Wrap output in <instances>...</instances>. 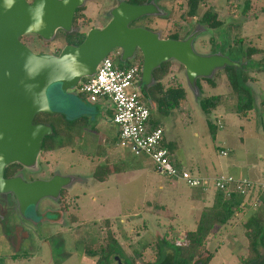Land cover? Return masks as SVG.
Wrapping results in <instances>:
<instances>
[{
  "label": "rangeland",
  "instance_id": "obj_1",
  "mask_svg": "<svg viewBox=\"0 0 264 264\" xmlns=\"http://www.w3.org/2000/svg\"><path fill=\"white\" fill-rule=\"evenodd\" d=\"M185 1H156L157 7L165 13L171 10L174 17L169 23L158 21L161 38L167 39L175 30V20L185 10ZM226 1L205 0V6L199 9L195 19L211 6L219 13L223 27L203 31L195 41L194 50L198 54L214 53V50L244 64L252 79L248 85L255 96V109L247 116L237 114L234 99H229L231 91L223 70L215 74V88L207 87L201 80L202 91L196 94L186 84L184 69L175 62L170 64L176 67V74L169 78L176 75L182 81L185 103L168 115L159 114L148 100L145 103L151 109L152 119L163 129L165 142L177 144L172 162L179 163V168L194 176H205L227 175L234 170L246 172L257 165L256 172L262 177L264 72L258 68L264 65V0H250L253 10L236 18L230 14L233 8ZM232 4L241 11L243 0H233ZM115 6L116 0H87L75 31L86 34L92 28L104 27ZM183 26L184 33L190 29L188 21ZM63 36L58 31L50 42L35 38L27 46L35 53L57 55L66 44ZM248 48L258 49L261 54L245 60L244 52ZM79 89L78 86L65 93L60 83L47 88L52 112L48 124L53 125L58 118L74 124L65 130L62 126L63 132L56 138L60 148L41 155L36 171H26L37 180L58 174L73 181L62 189V196L56 201L44 198L37 205L27 207L24 214L13 210L11 205L5 206L9 210L0 212V264H96L98 258L90 256L88 251H100L108 229L125 257L132 259L135 252H141L136 264L153 262L156 246L163 237L174 242L196 228L198 213L191 212L189 196L199 191L158 174L148 158L135 157L121 149L118 128L112 122L111 102L103 99L87 102ZM211 96H221V102L216 109L205 113L200 101ZM207 122L215 127V135ZM221 151L227 156H222ZM248 214L251 212L243 210L228 225L217 226L207 244V251L214 254L208 264H240L239 257L246 251L242 222ZM44 220L54 221L56 225Z\"/></svg>",
  "mask_w": 264,
  "mask_h": 264
},
{
  "label": "water",
  "instance_id": "obj_2",
  "mask_svg": "<svg viewBox=\"0 0 264 264\" xmlns=\"http://www.w3.org/2000/svg\"><path fill=\"white\" fill-rule=\"evenodd\" d=\"M87 0H0V194L16 198L20 211L44 198L55 201L72 183L68 176L52 175L47 180L25 182L22 174L3 177L4 170L17 164L36 171L44 138L53 135L50 126L34 124L39 114H52L47 88L60 83L62 92L76 89L95 76L100 63L115 51L121 63L130 62L138 50L142 55L140 83L147 89L156 84L153 72L164 63L175 62L184 69L186 84L196 94L199 80H213L226 67L240 68L237 61L219 52L198 54L196 29L179 40L163 39L144 27H131L142 17L159 13L154 3L132 5L120 1L102 28L89 30L78 46L64 45L60 53H35L21 39L39 37L52 41L58 31L71 33L75 12ZM197 264H201L198 262ZM251 264H264V257Z\"/></svg>",
  "mask_w": 264,
  "mask_h": 264
},
{
  "label": "trees",
  "instance_id": "obj_3",
  "mask_svg": "<svg viewBox=\"0 0 264 264\" xmlns=\"http://www.w3.org/2000/svg\"><path fill=\"white\" fill-rule=\"evenodd\" d=\"M232 1L233 0H227L226 4L228 7L233 8L232 12L230 13L233 15V18H236L240 15L247 16L248 13L253 10V5H251L250 0H243V7L241 8V11H239L240 7L238 5L232 4ZM127 2L132 5H141L145 3L146 0H127ZM205 4V0H186L183 6L185 10H183L179 19L175 20V30L171 32L172 34L168 35V38L174 40L183 39L184 36L188 34V32L184 33L183 24L187 20L194 19L198 15L199 9L201 7L203 8ZM180 8L182 10V7ZM80 13L81 9H78L74 16V23L78 18H80ZM198 22L207 26L209 30H219L223 27V21L219 18V13L216 12L211 6H208L205 9L202 16L198 19ZM62 33H64L63 37L65 39V45L72 46L80 45L86 35L85 33L81 32ZM26 37H24L26 39L22 38L23 41H27L24 43L25 45L35 41V38L40 39L36 36ZM256 54H261V51L255 48L246 49V51L244 52L245 60H250ZM239 63L241 65L240 68L226 67L222 71V73L225 75L231 91V97H229V99H234L235 101V109L237 114L241 116H247L255 109V96L252 89L248 85V83L252 79L246 72L245 65L241 64V62ZM133 65H137L138 68L141 69V59L139 61L130 63L128 66H122L119 63L113 62V66L116 69H123ZM258 69L260 72H264V65L259 67ZM175 71L176 67H174L170 63H164L160 66V68L156 69L153 72V79L156 82L154 86L147 89L144 85L141 84V101L146 105L147 108L148 106L145 102L148 100V102L151 103V108L156 109V111L161 115H168L171 111L180 108V106L185 103L186 89L184 88L182 81L176 75L175 77L169 78V76L171 74H174ZM202 81L207 85V87H216L215 81L213 80L204 79ZM201 83V80L196 82V86L200 91H202ZM221 99V96H211L208 98H204L200 101V107L203 112L210 113L212 110L217 108V106L221 102ZM261 105L264 108V100H261ZM148 109L150 110V117L146 126L147 131H151L155 128H161L152 119L151 109ZM48 119V115L39 114L35 117L33 123H48ZM71 124L74 123L66 121L65 118H58L57 120H55V123L53 125L50 124L53 129V135L44 138L41 147V155L50 153L61 147V145L56 142V138L61 135V132H63V130L71 128ZM208 126L212 135H215V127L211 123H208ZM218 126L221 128V123ZM161 146L168 151L172 161V158L174 157V154L178 149L177 144L166 143L163 136L161 140ZM19 167V165H14L13 167H11L12 169H9H11L12 172ZM197 191L203 192L201 190ZM211 192L213 195L212 201L209 205H206L201 209L199 217L196 221L195 230L192 232H185L181 240H175L174 242H169L166 239H163V237L161 244H158L156 246L154 261H148L142 264H197L198 262H201V264H208L214 254L207 251V244L213 236V233L217 226L228 225L235 217V215L241 213L243 210L251 206L254 198H258V200L260 201V205H258V208L251 212V214L247 216L245 221L242 222L244 236L246 239V251L245 255L239 257V261L240 264H251L252 262L261 259L264 254L263 194H258L257 192L252 195V193L250 192L248 193L250 195L246 196L240 194L239 192H232L230 196H227L223 191L214 190ZM108 230L109 231L106 236L105 244L101 246L100 251H88L90 256L98 258L96 264H109L111 256H118L120 259L124 258L125 264H136L135 261L140 257L141 252H135V258H125L123 250L120 248L116 237L114 236L112 231H110V229ZM96 252L99 253V255Z\"/></svg>",
  "mask_w": 264,
  "mask_h": 264
},
{
  "label": "built area",
  "instance_id": "obj_4",
  "mask_svg": "<svg viewBox=\"0 0 264 264\" xmlns=\"http://www.w3.org/2000/svg\"><path fill=\"white\" fill-rule=\"evenodd\" d=\"M140 69L133 65L116 69L112 60L104 59L94 77L85 79L79 86L80 93L88 102L96 103L107 99L112 104L113 124L118 128V143L121 149L128 150L135 157H146L156 172L177 182H183L191 189L207 192L210 189L223 191L227 196L232 192L242 195L261 193L264 197V176L259 180L236 179L229 175L194 176L189 171L177 167L168 151L161 146L164 136L162 128L147 131L150 110L141 101ZM220 125L219 121L217 123ZM222 156H227L221 151ZM258 207L260 201L254 198Z\"/></svg>",
  "mask_w": 264,
  "mask_h": 264
},
{
  "label": "flooded vegetation",
  "instance_id": "obj_5",
  "mask_svg": "<svg viewBox=\"0 0 264 264\" xmlns=\"http://www.w3.org/2000/svg\"><path fill=\"white\" fill-rule=\"evenodd\" d=\"M29 2H32L33 0H28ZM120 1H122V0H116V5H118V3L120 2ZM123 1H126L127 2V0H123ZM157 0H146V2L145 3H143V4H150V3H154L155 5L157 4V2H156ZM118 2V3H117ZM128 3V2H127ZM158 8V11H159V13L157 14V15H151V16H155V17H148V16H145V17H142L141 19H139L138 21H136V22H133L132 24H131V27H137V26H141V27H144V28H146V29H148V30H150V31H153V32H158L157 30V27H158V25H157V23H158V21H166V23L168 22H170L171 20H173L174 19V17H173V14H171V10L169 11V13H165L163 10H161L159 7H157ZM81 9V12L83 11V8H80ZM166 9V8H165ZM167 10V9H166ZM75 14H76V12H75ZM80 15H81V13H80ZM80 18H78L77 19V21L74 23V19H73V27H72V32L71 33H73V32H77V31H75V25H76V23L78 22V20H79ZM109 20H110V18H109ZM109 20L107 19V22H109ZM188 22H189V27H190V29L187 31L188 32V34L187 35H185L184 36V38L185 37H187L189 34H191L192 32H194L196 29H198V31L200 32L199 33V36L203 33V31H205V30H209L208 28H207V26H205V25H203V24H200L199 22H198V19H191V20H187ZM23 42V41H22ZM24 43V42H23ZM213 52H215L214 50H213ZM111 60H112V63L113 62H116V63H119V64H121V65H126V66H128L129 64H130V62H126V63H121V52L120 51H115V52H113L111 55H110V57H109ZM141 59V61H142V55H141V52L140 51H136L135 53H134V56H133V59H132V61H139ZM141 70V69H140ZM142 86V85H141ZM37 124H44V125H47V126H50L51 127V125L50 124H48V123H37ZM52 128V127H51ZM53 130V129H52ZM17 166L16 164H11V165H9L5 170H4V173H3V177L5 178V179H12V178H14V177H16L17 175H20V174H22V177H23V179H24V181L25 182H31V181H34V180H37L35 177H33L32 175H29V174H27V172H26V170H23V168L20 166L19 168H16V170L15 171H12L11 172V167H13V166ZM9 168H11V169H9ZM11 172V173H10ZM51 177H49V178H47V179H50ZM39 179H42V178H39ZM38 179V180H39ZM47 179H44V180H47ZM43 180V179H42ZM60 195L62 196V190H61V192H60ZM10 202V203H9ZM9 206V205H11V207H12V209L13 210H19L20 211V209H19V206H18V204H17V201H16V198L13 196V195H11V194H0V212L1 211H6V210H9V208L7 209V208H5V206ZM29 207V206H28ZM25 209H27V208H24L21 212L24 214V211H25ZM58 214V217H60V213L59 212H57ZM1 214V213H0ZM2 215V214H1ZM45 221V223H48V224H51V223H54V225H56V222H54V221H46V220H44ZM62 222L63 221H61V217H60V225H62ZM57 223H58V221H57ZM103 246V245H102ZM97 253V252H96ZM123 254H124V252H123ZM13 258H15L16 259V256L14 255V256H12ZM124 257H125V255H124ZM264 257V254H263V256L261 257V259ZM97 258V257H96ZM126 258V257H125ZM123 259V258H122ZM122 259H120L118 256H111V258H110V260H109V264H122ZM125 263V261L123 262V264ZM201 263V262H200Z\"/></svg>",
  "mask_w": 264,
  "mask_h": 264
},
{
  "label": "crops",
  "instance_id": "obj_6",
  "mask_svg": "<svg viewBox=\"0 0 264 264\" xmlns=\"http://www.w3.org/2000/svg\"><path fill=\"white\" fill-rule=\"evenodd\" d=\"M87 101V99H85ZM105 101H108L107 99H103ZM88 102V101H87ZM111 113L113 115V109L111 110ZM177 160V159H176ZM178 162V160H177ZM177 167H179V163H174ZM233 165H231L230 167H232ZM235 167V166H234ZM258 166L257 165H252L250 167V169L246 170V172H240V171H237V170H234L232 172H230L231 174H227V175H230V176H233L237 179H245V180H259L261 177H260V174H257L256 172V168ZM238 168V167H237ZM236 168V169H237ZM242 169V168H241ZM243 170V169H242ZM217 175H225V174H219V173H209V174H206L205 176H217ZM199 176V175H197ZM202 176V175H201ZM198 192V191H197ZM211 190L206 192V193H203V192H198V193H192L190 196H189V199L190 200V203H191V212H196L198 213L197 215V219L199 217V214H200V211L201 209L206 206V205H209L210 202L212 201V198H213V195L211 193ZM258 207H256V205H254L253 203L251 204L250 207H248L247 209H245L246 211H249V212H253L254 210H256ZM249 215V214H248Z\"/></svg>",
  "mask_w": 264,
  "mask_h": 264
}]
</instances>
